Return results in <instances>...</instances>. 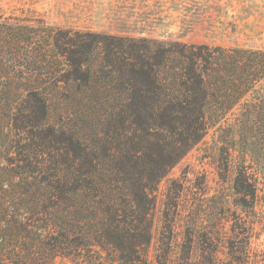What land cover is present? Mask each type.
Segmentation results:
<instances>
[{
    "label": "trees",
    "instance_id": "obj_1",
    "mask_svg": "<svg viewBox=\"0 0 264 264\" xmlns=\"http://www.w3.org/2000/svg\"><path fill=\"white\" fill-rule=\"evenodd\" d=\"M43 32L46 53L32 37L28 56L35 69L22 75L30 115L14 117L13 127L50 150L51 164L34 163L20 149L16 172L23 180H0V191L10 188L5 192L16 197L17 187L22 196L35 189L46 204L40 211L34 205L38 215L29 221L11 212L23 203L0 199V264H31L45 252L88 254L94 264H148L158 183L237 105L230 126L254 131V115L264 110V51L51 27ZM7 72L0 71V80L11 78ZM54 96L67 104L57 126L46 123ZM245 173L234 186L255 197ZM13 227H24L38 246L25 244L16 253ZM199 264L219 263L211 256Z\"/></svg>",
    "mask_w": 264,
    "mask_h": 264
},
{
    "label": "rangeland",
    "instance_id": "obj_2",
    "mask_svg": "<svg viewBox=\"0 0 264 264\" xmlns=\"http://www.w3.org/2000/svg\"><path fill=\"white\" fill-rule=\"evenodd\" d=\"M49 27L264 51V0H0V71L11 75L0 80L2 183L23 180L16 172L23 164L20 149L34 163L51 164L50 150L37 147L34 142L38 140L30 141L26 133L13 127L14 117L30 115L23 100L22 75L35 69L28 56L34 50L32 37H36L39 53H46L43 40L47 33L43 31ZM66 105L54 96L46 123L57 126L65 119ZM240 107L230 111L226 120L212 124L158 183L148 264H199L211 256L219 264H264V110L254 115V131L246 132L230 126ZM241 171L255 185V197L237 192L234 183ZM5 189L0 191V199L23 203L11 212L18 211L19 217L29 221L46 204L41 191L28 190L23 198L17 187L16 199L12 190L6 193ZM42 223L44 220L36 222ZM21 228L13 227L11 245L16 253L25 249V244L38 246ZM40 229L32 230L43 233ZM35 257L31 264H94L95 258L46 252ZM6 264L23 263L7 260Z\"/></svg>",
    "mask_w": 264,
    "mask_h": 264
}]
</instances>
